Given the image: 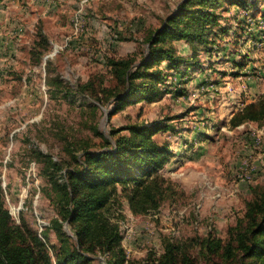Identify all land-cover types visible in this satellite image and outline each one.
Listing matches in <instances>:
<instances>
[{
  "label": "rangeland",
  "instance_id": "rangeland-1",
  "mask_svg": "<svg viewBox=\"0 0 264 264\" xmlns=\"http://www.w3.org/2000/svg\"><path fill=\"white\" fill-rule=\"evenodd\" d=\"M182 1L0 3V192L13 224L25 223L59 249L52 226L58 193L50 176L62 181L61 173L77 167L85 151L114 144L128 126L162 122L173 126L155 136L174 154L161 171L173 189L158 210L145 215H135L123 197L115 202L114 220L124 223L121 232L131 248L128 259L152 264L170 241L198 258L209 234L227 237L246 202L264 187V146L254 140L264 123L230 126L250 101L245 91L264 92V0L223 13L222 29L229 34L217 38L220 50L212 55L174 42L184 60L196 57L187 78L166 70L154 101L115 109L114 95L124 85L110 60L144 62L149 36ZM198 90L190 101V92ZM51 160L64 168L56 170ZM247 165L256 167L255 176L239 182L238 172ZM64 229L75 237L67 223ZM92 257L91 264L110 262L105 255Z\"/></svg>",
  "mask_w": 264,
  "mask_h": 264
},
{
  "label": "trees",
  "instance_id": "trees-1",
  "mask_svg": "<svg viewBox=\"0 0 264 264\" xmlns=\"http://www.w3.org/2000/svg\"><path fill=\"white\" fill-rule=\"evenodd\" d=\"M4 1L7 0L0 3ZM247 4L248 0H183L149 36L144 62L134 66L131 59L110 60L124 85L123 92L114 95L118 104L115 109L154 101L159 85L166 79V70L182 78L194 70L198 65L196 57L184 60L174 42L184 40L211 55L219 51L217 38L229 34L222 29L223 13L234 5L250 9ZM164 62L166 68L162 67ZM184 63L186 68H182ZM243 65L242 62L238 67ZM185 90L180 93L186 95ZM247 123H264V94L244 105L230 120L232 128ZM172 128L162 122L128 126V134L119 136L114 144L107 141L108 147L85 151L77 167L61 173L62 181L50 176L58 193V218L52 226L61 241L59 249L32 233L25 223L13 224L0 192V264H91L95 259L92 256L100 254L109 258V264H136L128 259L120 224L114 220V211L119 209L115 202L125 198L135 215H145L162 206L173 188L161 171L174 154L155 136ZM51 162L56 170L64 168ZM65 223L73 230L74 238L67 234ZM188 249L184 244L166 242L164 253L152 264H264V187H259L246 202L243 213L228 227L226 238L209 234L200 243L198 258Z\"/></svg>",
  "mask_w": 264,
  "mask_h": 264
},
{
  "label": "built area",
  "instance_id": "built-area-1",
  "mask_svg": "<svg viewBox=\"0 0 264 264\" xmlns=\"http://www.w3.org/2000/svg\"><path fill=\"white\" fill-rule=\"evenodd\" d=\"M198 93H201V92L199 90L197 92H193V93L190 92V95H188L189 100L194 102L196 97H197V95H198ZM245 94H248L249 97H250V92H248L247 90L245 91ZM246 104L247 103H242L241 108L244 107V105H246ZM254 140L256 141L255 144H257V146H264V126H263V128H261L259 130V132L256 133V136H255ZM256 171H257V169H256L255 166L247 165L245 167V169H243L242 171L238 172L239 182H247V183L252 182ZM118 223L120 224V230L122 231V228L124 227L123 226L124 223H121V221H119ZM121 233L123 235V232H121ZM127 239L128 238L126 236H123V246L126 249V252L129 253V252H131V248L126 244Z\"/></svg>",
  "mask_w": 264,
  "mask_h": 264
},
{
  "label": "crops",
  "instance_id": "crops-1",
  "mask_svg": "<svg viewBox=\"0 0 264 264\" xmlns=\"http://www.w3.org/2000/svg\"><path fill=\"white\" fill-rule=\"evenodd\" d=\"M238 10H239V7L238 6H236V5H234V6H231L230 7V11L231 12H238ZM264 94V92H250V101L249 102H252V101H256V100H258L259 99V97L261 96V95H263ZM248 102V103H249ZM264 126V125H263ZM263 126L261 127V128H263Z\"/></svg>",
  "mask_w": 264,
  "mask_h": 264
}]
</instances>
